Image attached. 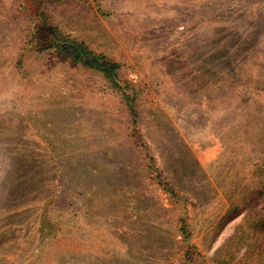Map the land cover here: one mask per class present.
I'll return each mask as SVG.
<instances>
[{"label": "rangeland", "instance_id": "obj_1", "mask_svg": "<svg viewBox=\"0 0 264 264\" xmlns=\"http://www.w3.org/2000/svg\"><path fill=\"white\" fill-rule=\"evenodd\" d=\"M0 264H264V0H0Z\"/></svg>", "mask_w": 264, "mask_h": 264}, {"label": "trees", "instance_id": "obj_2", "mask_svg": "<svg viewBox=\"0 0 264 264\" xmlns=\"http://www.w3.org/2000/svg\"><path fill=\"white\" fill-rule=\"evenodd\" d=\"M40 15L44 17V14ZM41 23L43 27H50L46 21ZM50 31H52L54 36L56 34L57 37L55 36L56 39L54 42L47 44L42 49V51H52L54 53L63 55L71 60L73 64L78 65L80 68H85L99 73L111 84L112 89L119 90L121 88L117 75L118 64L112 62L103 54H96L83 42L79 43L76 40H71L70 38L63 36L61 33L57 32L53 26H51ZM126 98L127 100H131L128 97Z\"/></svg>", "mask_w": 264, "mask_h": 264}]
</instances>
